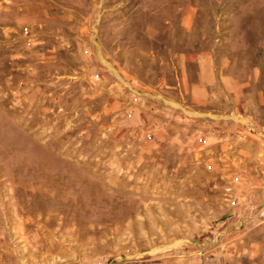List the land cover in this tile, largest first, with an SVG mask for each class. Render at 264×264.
<instances>
[{
    "label": "rangeland",
    "instance_id": "1",
    "mask_svg": "<svg viewBox=\"0 0 264 264\" xmlns=\"http://www.w3.org/2000/svg\"><path fill=\"white\" fill-rule=\"evenodd\" d=\"M0 264H264V0H0Z\"/></svg>",
    "mask_w": 264,
    "mask_h": 264
}]
</instances>
